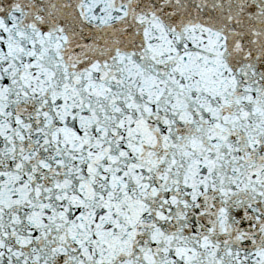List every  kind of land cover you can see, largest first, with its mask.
Instances as JSON below:
<instances>
[{
  "label": "snow or ice",
  "instance_id": "1",
  "mask_svg": "<svg viewBox=\"0 0 264 264\" xmlns=\"http://www.w3.org/2000/svg\"><path fill=\"white\" fill-rule=\"evenodd\" d=\"M0 264H264V0H0Z\"/></svg>",
  "mask_w": 264,
  "mask_h": 264
}]
</instances>
